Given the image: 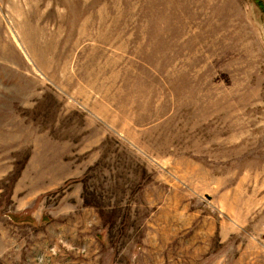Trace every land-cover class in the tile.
<instances>
[{"label":"rangeland","instance_id":"rangeland-1","mask_svg":"<svg viewBox=\"0 0 264 264\" xmlns=\"http://www.w3.org/2000/svg\"><path fill=\"white\" fill-rule=\"evenodd\" d=\"M264 0H0V264H264Z\"/></svg>","mask_w":264,"mask_h":264},{"label":"trees","instance_id":"trees-1","mask_svg":"<svg viewBox=\"0 0 264 264\" xmlns=\"http://www.w3.org/2000/svg\"><path fill=\"white\" fill-rule=\"evenodd\" d=\"M256 7L262 12V14L264 15V6L257 3Z\"/></svg>","mask_w":264,"mask_h":264}]
</instances>
